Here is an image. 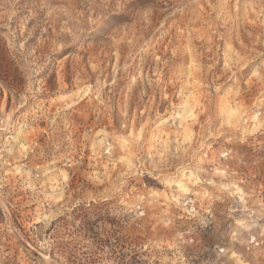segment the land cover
<instances>
[{"label": "rangeland", "instance_id": "374dc122", "mask_svg": "<svg viewBox=\"0 0 264 264\" xmlns=\"http://www.w3.org/2000/svg\"><path fill=\"white\" fill-rule=\"evenodd\" d=\"M0 264H264V0H0Z\"/></svg>", "mask_w": 264, "mask_h": 264}]
</instances>
